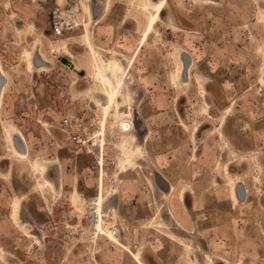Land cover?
Wrapping results in <instances>:
<instances>
[{"label": "rangeland", "instance_id": "374dc122", "mask_svg": "<svg viewBox=\"0 0 264 264\" xmlns=\"http://www.w3.org/2000/svg\"><path fill=\"white\" fill-rule=\"evenodd\" d=\"M77 1L0 0V62L8 79L0 121L22 133L30 149L41 144L30 154L20 148V140L18 147L29 160L59 157V170L49 167L46 178L52 181L59 174L67 189L72 178L65 171L68 156L58 148L59 125L65 118L91 126L102 119L91 101L98 99L99 89L89 81L92 69L83 61L84 48L69 46L84 68L81 72L57 48L62 39L80 36L82 26L63 36L50 30V13L59 6L71 12L75 24L80 18L90 22L97 46L132 62L125 93L139 102L140 130H148V158L140 162L141 170L128 168L118 176L123 192L118 218L125 220L129 249L140 252L147 264H190L191 256L195 264H206L204 254L229 264H264V78L258 83L260 73L264 77V58L258 53L264 46V0H219L218 5L169 0L146 42V0H99L98 16L92 10L91 19L80 14ZM30 23L28 35L17 33ZM34 43L49 63L41 72L28 71L23 63ZM182 51L193 65L185 86L178 80ZM104 60L111 58L105 55ZM122 64L126 68L127 62ZM2 133L0 127V264H138L126 250L110 248L105 238L70 249L60 247L46 228L38 235L35 228L46 224V210H55L58 197L52 200L48 192V201L41 198L28 162L7 151ZM113 133L119 134L118 129ZM158 172L173 186L171 195L159 191ZM113 173L106 188L116 186ZM229 179L245 187L246 197L236 206ZM79 184L87 198L97 196V184L94 190ZM186 187L191 193L180 197ZM15 199L29 219L23 223L20 214L21 226L11 218ZM152 218L163 228L152 225ZM163 231L189 249L168 240Z\"/></svg>", "mask_w": 264, "mask_h": 264}, {"label": "bare ground", "instance_id": "6f19581e", "mask_svg": "<svg viewBox=\"0 0 264 264\" xmlns=\"http://www.w3.org/2000/svg\"><path fill=\"white\" fill-rule=\"evenodd\" d=\"M88 1L89 0H78L77 1L78 11L80 12V14L83 13V17L85 16L86 18L91 19L92 10L90 6L86 4V2ZM194 1L199 2V3H205V4H212V2H219V0H194ZM167 2L168 0H161L158 3L154 4L151 2V0H146L145 3L143 4V10L148 14V19H147V26L145 29V33L143 34V37H142V42H146L149 36L151 35V33L154 31L156 24L158 23V21H160L159 19L161 18V15L166 8ZM89 23L90 22L83 21V19L80 18L78 23L76 24V26L78 25V27L82 26V32L80 36L62 39L60 46H57V48L60 49L59 47H62L64 54L71 60L75 61L74 69L76 72H81L84 68L80 66L81 65L80 61H78L75 55L71 53L69 46L72 43H74L84 48L85 56L83 57L84 58L83 61L85 62V64L88 65L90 69H92L88 78H89L90 83L94 84L95 88L93 89L95 90L96 88L99 89L97 90L99 91V94L97 95L98 99L96 100L92 99L91 101H95L96 105L99 106L101 110L102 119L100 121V135L103 136L102 145L105 143L106 140L111 139L112 142H113V139L116 140V142H113V143L119 155L117 158V168L115 170V173H113V175L111 176L112 182L115 183L116 186H113L111 188H106L105 180L103 176L101 177L97 176L96 182L93 185H89V186L87 185L86 188L90 190H94L95 184H97V187H96V189H98L96 191L97 196H95L94 200H95V205H96V213L100 217H102L103 214L110 213V215H112L114 219H119L118 209H117L119 206V184L117 182L120 179H118V176L120 174H124L128 172L127 171L128 168H134V169L141 170L142 166L140 165V162H143L145 157L148 158L147 148H146V143L143 144L142 141L138 143L137 137L132 133L133 123L131 121L132 119H134V122H135V119H136L135 116L137 115V113H134L133 115V110L131 109L132 103L130 101L131 100L130 96L128 95L129 93L128 94L125 93V90L127 89V81L130 79V76H131L130 70H131L132 62L130 60L127 61L122 54L116 51L103 50L99 46H97L92 39L93 28L90 27ZM32 27L30 26L29 30H31ZM74 38L76 39L72 40V42H69L70 39H74ZM262 50H264L263 47L262 49H260L259 52H261ZM105 55L110 56L111 60L110 61L104 60ZM185 56L188 57V55L185 52L184 53L182 52L180 61L183 62L182 63L183 67H181V64H180V70L178 73V80L180 81V84L184 86L189 80L188 73H189V68L191 66V61H190V64L188 65V67H185V60H184ZM25 59H26L25 64L30 69V70L28 69V71L33 72L32 70H34V66L32 64V54H29L27 52ZM125 61L127 62L126 68H124V65L122 64V62H125ZM46 64H49V63H46ZM1 76L2 75H0V77ZM2 79H5V78H3L2 76ZM172 83L174 82L172 81ZM85 95L87 94L85 93ZM109 120L111 123H110V126L107 127ZM115 128L118 129L119 134L113 133ZM2 131L5 137V141L8 145L7 151L14 158L24 161V162H28L29 168L31 169V173L33 174L34 177H36V184L37 186L40 187V191L38 192L40 193L41 198L43 200L45 199L46 201H48L47 193L49 192L50 199L52 200L56 199L59 193L65 190L67 185L60 181L59 174H58V178L52 181L51 179L48 180L46 178V174H47L49 167H55L56 170H59V166H60L59 157H53V158L44 159V160L43 159L41 160L38 158L29 160L27 157L28 156L27 151L25 150L23 151V149L25 148V145L22 141V136L17 131H14L12 126L9 124H3ZM19 140L21 141L20 148H23L22 150L18 147V144H17ZM229 180H230V185L232 186L231 200L236 206V203L238 200L240 202H243L240 198L241 191H242V195L246 197L245 187L242 182H238L235 186V181L231 179ZM79 186L80 184L77 186V189L74 188L73 186L68 187L69 190H72V201H73V204L77 207H78L77 200H78ZM151 186L153 189L154 186L152 183H151ZM234 186H235V189H234ZM170 188L172 191L174 190L171 184H170ZM187 192L188 191L186 188L182 189L180 191L179 196L182 197ZM166 193H167V189H166ZM21 207L22 206L18 199H15L12 201L11 218L19 226H21L20 214H21L22 222L23 223L27 222V220L26 221L23 220V217L25 218L26 214L24 210L21 209ZM100 222L101 221L97 223L98 224L97 229L99 230H100V225H101ZM151 224L156 226L157 228H163L162 227L163 225L160 224L159 222L158 223L155 222V219L153 218L151 220ZM102 232H103V235L106 236L105 239L108 240L109 243H113L119 249L126 250L128 253H130L133 260L136 261L138 264H144L143 261L141 260L140 252H132L128 246H124V244L122 245L121 241L118 240L115 236H113L111 232H105L103 230ZM162 235L172 242H176L180 245L184 244L182 240L178 239V237H176L170 232H164L162 233ZM186 249H189V247L186 246ZM101 251L105 252L104 249H101ZM95 253H98V252H95ZM193 259L191 258L190 264H195V261ZM219 264H224V262L223 263L220 262Z\"/></svg>", "mask_w": 264, "mask_h": 264}, {"label": "built area", "instance_id": "2783aa9c", "mask_svg": "<svg viewBox=\"0 0 264 264\" xmlns=\"http://www.w3.org/2000/svg\"><path fill=\"white\" fill-rule=\"evenodd\" d=\"M69 12L63 11L59 6L51 11L49 27L53 35L63 36L74 29L75 20ZM95 121L96 124L91 126L92 124L84 123L80 119L65 118L58 128L62 135L58 148L66 152L68 156L66 160L69 163L65 171L71 176L72 186L76 189L80 181L86 187L88 183L93 185L97 176H103L106 180L117 168L118 151L111 140H106L102 145L103 136L100 135V123L98 120ZM53 145L51 142L48 143L49 147ZM40 149V143L34 144L32 149L29 148L27 142L25 144V150H28L29 154L31 150ZM79 169H81L80 173H78ZM94 199L95 197L87 198L79 190L77 207L72 201V190L67 188L61 191L56 200L55 210L52 208L46 210L47 222L44 226L36 227V233L41 235L43 228H46L50 233L49 237L61 243L60 247L70 249L80 247L86 242L96 244L106 238L102 230L111 232L118 240L127 243L123 229L125 220L114 219L110 213L100 217L96 213ZM99 221H101L100 230L97 229ZM110 248L114 249L117 246L110 243Z\"/></svg>", "mask_w": 264, "mask_h": 264}, {"label": "flooded vegetation", "instance_id": "af4514ba", "mask_svg": "<svg viewBox=\"0 0 264 264\" xmlns=\"http://www.w3.org/2000/svg\"><path fill=\"white\" fill-rule=\"evenodd\" d=\"M102 1H104L105 3H107L109 0H102ZM152 1V0H151ZM159 1H161V0H157L156 2L155 1H152L153 3H158ZM88 3H89V6H90V8H91V10H93V12H94V15H96V16H98L97 14H96V6L100 3V1L99 0H89L88 1ZM168 3H169V0H168V2H167V5H168ZM213 3H215V4H219V3H217V2H213ZM262 5H263V2H262ZM107 6L108 5H106L105 6V8L101 11V13H102V15L99 17V19H101L102 17H103V14L105 13V9L107 8ZM215 6V5H214ZM209 7H213V6H209ZM165 11V10H164ZM163 11V12H164ZM163 14V13H162ZM104 16H105V14H104ZM162 16V15H161ZM99 19H97V20H99ZM30 25H33V24H29L25 29H17V33L18 34H22V35H28V27L30 26ZM35 30V29H34ZM137 48V47H136ZM263 48H264V46H263ZM136 50V49H135ZM141 50V49H140ZM139 50V51H140ZM260 51V50H259ZM258 51V53H260L261 54V56L264 58V50H262L261 52H259ZM183 53H184V51H182ZM24 53H25V51H24ZM24 53H23V55H22V57H24ZM32 64H33V66H34V70H35V72H41V71H38L39 70V68H41V66H43V64H46L47 62H45V61H43V59H42V56H41V54H40V52H39V50H38V47H37V43H34V47H33V50H32ZM139 53V52H138ZM179 53V56H181L182 54H181V52H178ZM186 53V52H185ZM181 54V55H180ZM187 54V53H186ZM138 55V54H137ZM188 55V57H189V54H187ZM35 57V58H34ZM38 58V60L41 62V64L40 65H37L34 61H35V59H37ZM70 59V58H69ZM71 61V60H70ZM190 61H191V59H190ZM23 63H24V67H26L27 68V66H26V64H25V59L23 60ZM182 63L183 62H181L180 61V64H181V67H183V65H182ZM46 65H48V64H46ZM191 66H193L192 65V62H191ZM190 66V67H191ZM34 72V73H35ZM0 75H2L3 76V78H5V79H2V76L0 77V79L3 81V83L0 85V89H2V90H0V113H1V107H2V98H3V96H4V94H5V87H6V83H7V76H6V74H5V72H4V70H3V68H2V65H1V62H0ZM4 74V75H3ZM132 76V75H131ZM131 76H130V79H131ZM262 76V77H261ZM261 78H264L263 77V73H260V76H259V78H258V83L260 84V80H261ZM188 82V81H187ZM261 85V84H260ZM3 87V88H2ZM131 103H132V107H131V109L133 110V115H134V113H137V115L135 116V118H136V121L134 122V119H132V123H133V126H132V129H133V134L137 137V140H138V143L139 142H143V144H145L146 143V141L148 142V130L146 129V128H144V129H139V130H136L135 129V123L136 122H140V114H139V111L137 110L138 108H137V106L139 105V102H135V101H133V100H131ZM4 123H6V122H4ZM2 124H3V121H0V127H1V133H2ZM141 126V125H140ZM143 126V125H142ZM145 130V131H144ZM147 131V132H146ZM21 136H22V138H24L25 139V137H24V135L22 134V133H19ZM2 137H3V133H2ZM3 140H4V138H3ZM26 141V140H25ZM4 143H6L5 141H4ZM7 149V148H6ZM28 151V150H27ZM157 176H158V179L164 184V189L162 188L163 186H161V182L159 183L158 181L156 182V184H157V187H158V189H159V191H161L163 194H167V195H171V193H172V190H171V188H170V184L168 183V181L163 177V175L160 173V172H158L157 174H156ZM165 185H167V186H165ZM154 186V185H153ZM155 188V187H154ZM166 189H167V193H166ZM184 189V188H183ZM186 189H187V187H186ZM187 194H190L191 192L187 189ZM186 194V195H187ZM123 192H121V194L119 193V204L121 203V202H123ZM186 197V196H185ZM185 199V198H184ZM182 203H184V201H182ZM239 204H240V201H239ZM235 208V206L233 207L232 206V209H234ZM38 240H39V238H38ZM39 242H40V240H39ZM121 244L123 245L124 244V246H127V243H125V242H122L121 241ZM180 245V244H179ZM180 246H183L184 248H186V246L187 245H185V244H182V245H180ZM130 248V247H129ZM131 249H134V250H137L136 249V247H131ZM121 251H122V249H120ZM199 249H197V251H198ZM123 252V251H122ZM191 258L193 259L194 257L192 256V257H189V261H191ZM214 258L216 259V256H210V255H207V254H204V259H205V261H206V264H215V261H217L218 263L217 264H219L220 262L221 263H223L224 262V264H229L228 262H227V260L226 259H224L223 257L221 258V257H217V260H214ZM208 259V260H207ZM194 261H195V263H196V260H195V258L193 259ZM210 260V261H209ZM143 261H144V259H143ZM145 262V261H144ZM210 262H212V263H210ZM146 263V262H145ZM147 264V263H146Z\"/></svg>", "mask_w": 264, "mask_h": 264}, {"label": "water", "instance_id": "95a60500", "mask_svg": "<svg viewBox=\"0 0 264 264\" xmlns=\"http://www.w3.org/2000/svg\"><path fill=\"white\" fill-rule=\"evenodd\" d=\"M184 60H185V67H188V65L190 64V59L186 56L185 58H184ZM65 61V60H64ZM35 63L37 64V65H40L41 64V62L38 60V58L37 59H35ZM3 83V81L0 79V85ZM1 88V87H0ZM135 129L136 130H139L140 129V125H139V123L138 122H136L135 123ZM159 183L161 182L160 180L158 181ZM161 186H163V184L161 183ZM164 188V187H163ZM243 188V187H242ZM242 188H241V190H242ZM240 198H241V200L243 201L244 199H245V197L242 195V191H241V195H240ZM23 220H29L28 219V216L26 215L25 216V218L23 217Z\"/></svg>", "mask_w": 264, "mask_h": 264}, {"label": "crops", "instance_id": "0c3cea01", "mask_svg": "<svg viewBox=\"0 0 264 264\" xmlns=\"http://www.w3.org/2000/svg\"><path fill=\"white\" fill-rule=\"evenodd\" d=\"M82 94H84V95H85V93H82Z\"/></svg>", "mask_w": 264, "mask_h": 264}]
</instances>
